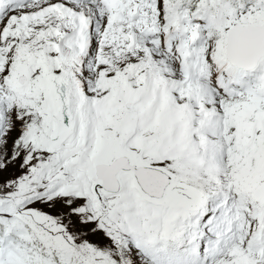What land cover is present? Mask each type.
I'll use <instances>...</instances> for the list:
<instances>
[{"label": "snow or ice", "instance_id": "1", "mask_svg": "<svg viewBox=\"0 0 264 264\" xmlns=\"http://www.w3.org/2000/svg\"><path fill=\"white\" fill-rule=\"evenodd\" d=\"M0 264H264V0H0Z\"/></svg>", "mask_w": 264, "mask_h": 264}]
</instances>
